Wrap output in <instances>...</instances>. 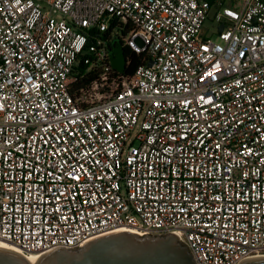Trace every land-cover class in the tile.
I'll return each mask as SVG.
<instances>
[{
    "label": "built area",
    "instance_id": "obj_1",
    "mask_svg": "<svg viewBox=\"0 0 264 264\" xmlns=\"http://www.w3.org/2000/svg\"><path fill=\"white\" fill-rule=\"evenodd\" d=\"M118 230L195 264L264 257V0H0V240L45 255Z\"/></svg>",
    "mask_w": 264,
    "mask_h": 264
},
{
    "label": "water",
    "instance_id": "obj_2",
    "mask_svg": "<svg viewBox=\"0 0 264 264\" xmlns=\"http://www.w3.org/2000/svg\"><path fill=\"white\" fill-rule=\"evenodd\" d=\"M110 63L119 73L125 69L120 43L110 49ZM0 264H26L10 252L0 250ZM39 264H195L186 247L174 235L137 236L117 233L88 242L78 250L57 249L45 254ZM241 264H264V258Z\"/></svg>",
    "mask_w": 264,
    "mask_h": 264
},
{
    "label": "trees",
    "instance_id": "obj_3",
    "mask_svg": "<svg viewBox=\"0 0 264 264\" xmlns=\"http://www.w3.org/2000/svg\"><path fill=\"white\" fill-rule=\"evenodd\" d=\"M210 3H213L215 0H207ZM124 56L127 59V66L124 69L123 72V77L129 78L131 77L136 68L140 65L141 63V57L140 56H135L133 54H130L129 51L125 48H123ZM85 67L82 65V63H79L78 67L74 70L75 75H76V81L71 85V88L73 91H78L80 89H84L88 85L92 83L94 80V75H85V77L80 78V75L83 74Z\"/></svg>",
    "mask_w": 264,
    "mask_h": 264
},
{
    "label": "bare ground",
    "instance_id": "obj_4",
    "mask_svg": "<svg viewBox=\"0 0 264 264\" xmlns=\"http://www.w3.org/2000/svg\"><path fill=\"white\" fill-rule=\"evenodd\" d=\"M114 233H129V232L127 230H118L116 232H110L109 234H114ZM94 240H96V239H94ZM0 250L15 254L16 256L21 258L26 264H39L41 259L44 257V254H26L23 251H21L19 248L15 247V246H13V245L5 242V241H2V240H0ZM262 258H264V257H262Z\"/></svg>",
    "mask_w": 264,
    "mask_h": 264
},
{
    "label": "rangeland",
    "instance_id": "obj_5",
    "mask_svg": "<svg viewBox=\"0 0 264 264\" xmlns=\"http://www.w3.org/2000/svg\"><path fill=\"white\" fill-rule=\"evenodd\" d=\"M222 1V0H221ZM224 4H229L230 0H223ZM215 28V24H212V22L210 20H208L207 22H205L204 24V30L207 33L208 36L212 37V39H216V37L213 35V31ZM115 39V37L113 38V40ZM115 41V40H114ZM113 43V41H112ZM75 74V72H74Z\"/></svg>",
    "mask_w": 264,
    "mask_h": 264
},
{
    "label": "crops",
    "instance_id": "obj_6",
    "mask_svg": "<svg viewBox=\"0 0 264 264\" xmlns=\"http://www.w3.org/2000/svg\"><path fill=\"white\" fill-rule=\"evenodd\" d=\"M223 1V0H222ZM224 2V1H223Z\"/></svg>",
    "mask_w": 264,
    "mask_h": 264
}]
</instances>
